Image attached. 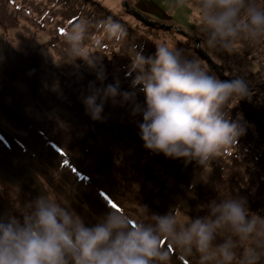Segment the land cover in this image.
I'll use <instances>...</instances> for the list:
<instances>
[{
    "label": "rangeland",
    "instance_id": "374dc122",
    "mask_svg": "<svg viewBox=\"0 0 264 264\" xmlns=\"http://www.w3.org/2000/svg\"><path fill=\"white\" fill-rule=\"evenodd\" d=\"M81 16H111L127 29L128 41L117 43L99 29L88 41L105 85L118 80L128 90L129 49L149 55L158 45L191 47L221 79H247L251 94L226 108L243 129L234 148L199 166L145 149L141 118L127 105L108 102L102 120H92L82 97L96 74L82 61L69 63L64 40ZM200 25L198 0H0V210L18 211L30 196L46 193L91 222L113 204L147 219L141 205L164 214L186 202L183 220L204 215L198 209L213 199L242 196L264 215V38L216 52L200 46ZM163 246L170 264H196V256Z\"/></svg>",
    "mask_w": 264,
    "mask_h": 264
},
{
    "label": "clouds",
    "instance_id": "9594fccd",
    "mask_svg": "<svg viewBox=\"0 0 264 264\" xmlns=\"http://www.w3.org/2000/svg\"><path fill=\"white\" fill-rule=\"evenodd\" d=\"M198 7L201 47L230 53L238 40L264 38L259 0H198ZM96 29L117 43L127 37L124 24L111 16L100 21L81 16L64 36L69 63L78 67L76 61H82L96 74L82 97L92 120H102L108 102L127 105L141 118L145 149L199 166L234 148L243 129L226 108L251 94L247 79H221L191 49L158 45L149 55L129 49L128 90L118 80L105 85L106 72L88 47ZM140 207L147 219L111 206L91 222L54 196H30L18 211L0 210V264H170L165 241L186 258L196 256V264H264V215L251 211L242 196L213 199L198 209L204 215L183 220L186 202L164 214ZM222 233L227 235L218 239Z\"/></svg>",
    "mask_w": 264,
    "mask_h": 264
},
{
    "label": "trees",
    "instance_id": "16d2710c",
    "mask_svg": "<svg viewBox=\"0 0 264 264\" xmlns=\"http://www.w3.org/2000/svg\"><path fill=\"white\" fill-rule=\"evenodd\" d=\"M126 40L128 41V37L125 38V41H126ZM186 42H187V41H186ZM183 46H186V47H187L188 45H187V43H186V45L183 44ZM190 49H191V47H190ZM191 50H192V49H191ZM249 122H251V121H249Z\"/></svg>",
    "mask_w": 264,
    "mask_h": 264
},
{
    "label": "snow or ice",
    "instance_id": "6c2138e0",
    "mask_svg": "<svg viewBox=\"0 0 264 264\" xmlns=\"http://www.w3.org/2000/svg\"><path fill=\"white\" fill-rule=\"evenodd\" d=\"M112 206H113V207H115L116 205H115V204H113Z\"/></svg>",
    "mask_w": 264,
    "mask_h": 264
}]
</instances>
